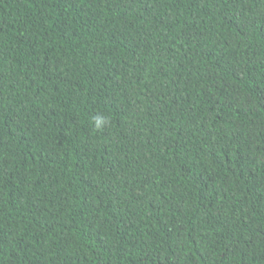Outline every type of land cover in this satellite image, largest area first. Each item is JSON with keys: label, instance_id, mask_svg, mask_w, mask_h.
<instances>
[{"label": "trees", "instance_id": "16d2710c", "mask_svg": "<svg viewBox=\"0 0 264 264\" xmlns=\"http://www.w3.org/2000/svg\"><path fill=\"white\" fill-rule=\"evenodd\" d=\"M0 264H264V0H0Z\"/></svg>", "mask_w": 264, "mask_h": 264}, {"label": "clouds", "instance_id": "9594fccd", "mask_svg": "<svg viewBox=\"0 0 264 264\" xmlns=\"http://www.w3.org/2000/svg\"><path fill=\"white\" fill-rule=\"evenodd\" d=\"M106 121L101 118H94V124L97 129H100Z\"/></svg>", "mask_w": 264, "mask_h": 264}]
</instances>
